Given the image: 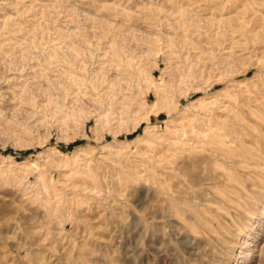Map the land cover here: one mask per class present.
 Segmentation results:
<instances>
[{
    "label": "rangeland",
    "instance_id": "rangeland-1",
    "mask_svg": "<svg viewBox=\"0 0 264 264\" xmlns=\"http://www.w3.org/2000/svg\"><path fill=\"white\" fill-rule=\"evenodd\" d=\"M0 264H264V0H0Z\"/></svg>",
    "mask_w": 264,
    "mask_h": 264
},
{
    "label": "bare ground",
    "instance_id": "bare-ground-1",
    "mask_svg": "<svg viewBox=\"0 0 264 264\" xmlns=\"http://www.w3.org/2000/svg\"><path fill=\"white\" fill-rule=\"evenodd\" d=\"M219 104V103H218ZM215 105V104H214ZM219 105H221V104H219ZM221 107V106H220ZM201 112V111H200ZM195 115H197V114H195ZM206 115H207V113H206ZM197 117H199V116H197ZM202 118H203V116H202ZM204 119V118H203ZM200 121V120H199ZM198 122V121H197ZM206 122V121H205ZM209 126H210V124H208ZM183 126V125H182ZM188 125H184L183 127H182V130L181 131H183L182 133V135L185 137V139H188V135H189V130H188ZM191 128H193L194 130H192V134L191 135H195V133H199L200 134V132H199V128L198 129H196L195 127H191ZM213 128V127H212ZM211 128V129H212ZM181 129V128H180ZM194 131V132H193ZM194 133V134H193ZM203 133V132H202ZM196 135H198V134H196ZM226 135V134H225ZM200 136H201V134H200ZM205 137V136H204ZM201 138V137H200ZM224 138V137H223ZM204 139V138H203ZM183 142V141H182ZM199 142H200V140H199ZM188 143V142H187ZM203 143V142H202ZM207 143V142H206ZM186 144V143H185ZM189 144H190V142H189ZM192 144V143H191ZM198 144V143H197ZM200 144H201V142H200ZM205 144V143H204ZM194 145H196V143L194 144ZM201 146V145H200ZM197 147V146H196ZM196 147H194V148H196ZM201 148V147H200ZM205 148V147H204ZM203 148V149H204ZM194 150V149H193ZM195 150H197V149H195ZM200 150V149H199ZM199 152V151H198ZM202 153V152H201Z\"/></svg>",
    "mask_w": 264,
    "mask_h": 264
}]
</instances>
